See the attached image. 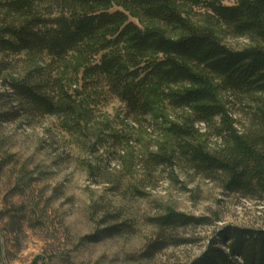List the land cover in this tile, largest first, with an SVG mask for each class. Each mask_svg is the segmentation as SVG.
<instances>
[{"label": "rangeland", "instance_id": "obj_1", "mask_svg": "<svg viewBox=\"0 0 264 264\" xmlns=\"http://www.w3.org/2000/svg\"><path fill=\"white\" fill-rule=\"evenodd\" d=\"M176 8L194 30L212 33L232 50L264 46L251 35L234 34L204 7L178 1ZM129 18L168 37L186 33L133 13ZM97 58L78 50L61 61L45 53L0 55L6 67L0 74V113L16 111L6 83L34 68L60 80L77 108L71 117L17 110L16 118L10 114V120L0 121V264H190L224 226L264 228V195L228 193L221 175L207 178L178 156L166 121H179L188 110L154 96L151 113L129 114L104 80L84 77V67ZM216 93L241 135L259 134L264 93L240 96L220 88ZM196 127L207 150L225 152L231 145L212 126ZM153 155L170 162H157ZM169 211L209 222L167 231L171 244L142 257L158 234L151 219ZM120 223L126 224V232L91 239Z\"/></svg>", "mask_w": 264, "mask_h": 264}, {"label": "trees", "instance_id": "obj_2", "mask_svg": "<svg viewBox=\"0 0 264 264\" xmlns=\"http://www.w3.org/2000/svg\"><path fill=\"white\" fill-rule=\"evenodd\" d=\"M178 1L204 7L234 34L251 35L264 43V0H234L230 5L221 0H0V55L45 53L54 61L75 50L98 55L84 67V77L104 80L108 91L135 117L151 113L154 96L188 110L179 121H166L165 131L174 139L178 156L207 178L221 175L226 192L261 198L264 108L258 113L262 130L253 137L243 136L216 90L240 96L264 93V46L228 48L212 33L194 30L176 8ZM129 13L186 33L172 38L156 28L143 29L130 20ZM5 69L0 62V74ZM181 84L186 86L164 88ZM6 86L16 111L1 112L0 121L10 120V114L16 118L17 110L69 117L77 113L74 96L42 68ZM197 124L212 126L215 135L231 145L225 152L207 150L198 141ZM152 158L170 162L166 156ZM151 222L158 234L146 244L144 258L171 244L167 231L209 221L169 211ZM126 230V224H115L91 239L98 241ZM190 264H264V228L224 226Z\"/></svg>", "mask_w": 264, "mask_h": 264}]
</instances>
